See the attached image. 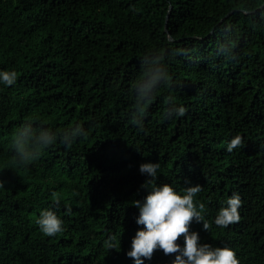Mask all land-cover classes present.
I'll use <instances>...</instances> for the list:
<instances>
[{
    "label": "trees",
    "instance_id": "1",
    "mask_svg": "<svg viewBox=\"0 0 264 264\" xmlns=\"http://www.w3.org/2000/svg\"><path fill=\"white\" fill-rule=\"evenodd\" d=\"M263 4L0 0V264H264Z\"/></svg>",
    "mask_w": 264,
    "mask_h": 264
},
{
    "label": "water",
    "instance_id": "2",
    "mask_svg": "<svg viewBox=\"0 0 264 264\" xmlns=\"http://www.w3.org/2000/svg\"><path fill=\"white\" fill-rule=\"evenodd\" d=\"M262 7H264V4L261 6V8ZM171 8H172V6H170V9H169V12H168V15H167V18H166V24H165V29L166 30L168 29V20H169V15H170ZM170 39H172V38L170 37Z\"/></svg>",
    "mask_w": 264,
    "mask_h": 264
}]
</instances>
